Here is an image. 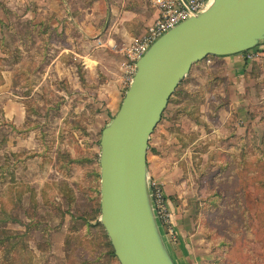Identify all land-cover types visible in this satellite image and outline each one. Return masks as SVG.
I'll return each instance as SVG.
<instances>
[{"label": "rangeland", "instance_id": "rangeland-1", "mask_svg": "<svg viewBox=\"0 0 264 264\" xmlns=\"http://www.w3.org/2000/svg\"><path fill=\"white\" fill-rule=\"evenodd\" d=\"M31 22L0 19V67L5 62L12 79L11 117L0 123V264H119L96 224L100 133L116 113L107 112L100 81L107 67L86 73L78 51L63 49L62 32ZM246 53L192 64L150 135L149 147L177 138L187 204L175 207L188 221L181 261L169 210L176 237L166 238L177 264H264V50ZM119 57L117 109L127 89L124 49ZM242 146L248 160L240 172L238 160L226 164Z\"/></svg>", "mask_w": 264, "mask_h": 264}, {"label": "water", "instance_id": "water-1", "mask_svg": "<svg viewBox=\"0 0 264 264\" xmlns=\"http://www.w3.org/2000/svg\"><path fill=\"white\" fill-rule=\"evenodd\" d=\"M135 62L119 108L99 139V222L119 264H177L154 205L147 149L192 64L264 45V0H206Z\"/></svg>", "mask_w": 264, "mask_h": 264}, {"label": "crops", "instance_id": "crops-1", "mask_svg": "<svg viewBox=\"0 0 264 264\" xmlns=\"http://www.w3.org/2000/svg\"><path fill=\"white\" fill-rule=\"evenodd\" d=\"M20 14L23 18L32 19L31 27L42 26L46 27L47 31L62 32L67 43L63 49L78 51V54H75L81 59L86 73L89 74V68L100 65L107 67V71L102 70L103 77L100 81L105 85L102 91L107 101V112L113 114L117 111L120 93L119 52L144 35L147 26L157 18L158 11L151 0H0V19L10 15L18 17ZM45 18L49 20L47 25L41 22ZM1 31L0 27V35ZM258 47L264 50V45ZM112 51L117 54L116 57ZM4 54L1 52L2 56ZM235 55L222 57H226V62H235L241 54L238 53V59ZM4 59L3 57L2 60ZM11 81V70L4 62V67H0V123L1 120L6 121L8 116L11 117L7 102ZM173 139L177 140L175 135L171 134L162 144H151L147 167L149 175L163 184L166 203L172 211V220L177 222V228H174L180 230L177 257L183 261L186 239L182 231L188 227V221L185 213L180 215L176 212L175 205H186L187 201L183 195L185 182L180 178L178 160L173 158ZM173 198H178L179 203Z\"/></svg>", "mask_w": 264, "mask_h": 264}, {"label": "built area", "instance_id": "built-area-1", "mask_svg": "<svg viewBox=\"0 0 264 264\" xmlns=\"http://www.w3.org/2000/svg\"><path fill=\"white\" fill-rule=\"evenodd\" d=\"M153 6L158 11L155 21L147 26L144 35L124 48L125 59L122 63V84L128 87L135 72V62L148 49L149 45L162 33L174 27L180 21L188 18L192 13L201 11L206 0H151ZM258 47V46H257ZM252 49L245 52L247 57H251ZM244 53V52H243ZM150 185L156 213L164 229L165 235L170 239L176 237V231L171 220V213L167 205V200L161 183L151 179Z\"/></svg>", "mask_w": 264, "mask_h": 264}, {"label": "trees", "instance_id": "trees-1", "mask_svg": "<svg viewBox=\"0 0 264 264\" xmlns=\"http://www.w3.org/2000/svg\"><path fill=\"white\" fill-rule=\"evenodd\" d=\"M238 146H239V145H237V147H238ZM231 147H232V146H231ZM237 147H236V148H237ZM236 148H234L233 151H232V153H230V154H234V155H233L234 157H233V159H230V160L228 161V163L226 164V166L229 165L231 162H234L235 159H236V160H238L237 163H238L239 167L242 168V169L240 170V172H242V171H243V168H246V163H247V160H248V159H247V157H248V153H247V151L244 149V146H242V148H240V149H243L242 152L239 151V152L234 153L235 150H236ZM252 164H253V163H252ZM245 171H246V170H245ZM96 175L98 176V173H96ZM259 183L261 184L262 187H264V179H260V182H259ZM262 215H264V213H263ZM98 218H99V217H97V219H96V224H97L98 226H100V229H101V231H102V233H103V236L107 239V245H108V247H109V249H108V254H109L111 257L116 258V257H115V254H114V251H113V248H112V246H111V244H110V241H109V239H108V237H107V234H106V232L104 231L103 226L100 224ZM164 229L166 230L165 226H164ZM176 254H178V253H176Z\"/></svg>", "mask_w": 264, "mask_h": 264}]
</instances>
